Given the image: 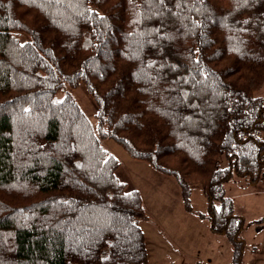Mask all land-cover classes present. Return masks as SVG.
<instances>
[{
	"label": "trees",
	"instance_id": "1",
	"mask_svg": "<svg viewBox=\"0 0 264 264\" xmlns=\"http://www.w3.org/2000/svg\"><path fill=\"white\" fill-rule=\"evenodd\" d=\"M262 87L264 0H0V264H150L104 138L173 177L242 264L224 185L264 179Z\"/></svg>",
	"mask_w": 264,
	"mask_h": 264
},
{
	"label": "rangeland",
	"instance_id": "2",
	"mask_svg": "<svg viewBox=\"0 0 264 264\" xmlns=\"http://www.w3.org/2000/svg\"><path fill=\"white\" fill-rule=\"evenodd\" d=\"M71 92L95 125L96 107L84 87L79 86ZM255 94L264 96V87ZM58 97L61 95L58 94ZM101 143L121 162L116 171L117 177L126 181L130 188L140 190L148 217L140 225L145 234L151 264H188L191 261L190 264H193L195 260L219 264L217 261H222L227 247L232 249L230 241L224 235L211 232L208 219L185 211L180 188L174 178L154 170L142 160L132 158L110 138L102 139ZM225 164V158L221 157L220 165ZM225 188L226 195L234 201V212L242 213L247 223L242 231L247 261H242V264H251L255 258L264 259V179L252 185L248 177H239L225 183ZM192 189L191 204L194 211L205 213L207 198L202 186L195 184ZM257 228L262 230L260 235H256ZM213 240H222L226 245L214 249L211 244Z\"/></svg>",
	"mask_w": 264,
	"mask_h": 264
},
{
	"label": "crops",
	"instance_id": "3",
	"mask_svg": "<svg viewBox=\"0 0 264 264\" xmlns=\"http://www.w3.org/2000/svg\"><path fill=\"white\" fill-rule=\"evenodd\" d=\"M230 182V181H229ZM229 182H227V183H229ZM226 183V184H227ZM250 184V183H249ZM247 185V184H246ZM252 185H255V184H252ZM241 187H243V185L241 186ZM224 188H225V185H224ZM140 191V190H139ZM225 193H226V188H225ZM228 197H230L229 195H227ZM231 198V197H230ZM232 199V198H231ZM248 200V199H247ZM232 201H233V199H232ZM262 203H264V202H262ZM233 208H234V201H233ZM262 208H264V205H262ZM236 214H239V215H241V216H243L244 217V215H242V213L240 214V213H236ZM245 218V217H244ZM261 228H257L256 229V235H260L261 234V232H262V230H260ZM212 245H213V247H214V249H216V248H220V247H222L223 245H226L225 244V242L224 241H222V240H213L212 241V243H211ZM147 252H148V250H147ZM216 252H217V250H216ZM232 253H233V248L232 249H230V248H228L227 247V251H226V253L224 254V256H222L221 258V260L222 261H217L219 264H229L230 262H231V259H232ZM253 253V252H252ZM247 254H246V252H245V254H244V259H243V262H246L247 260H246V256ZM251 255H253V254H251ZM165 257H167V256H165ZM148 258H149V253H148ZM218 260H220V259H218ZM196 261H198V260H195V262ZM149 262H150V260H149ZM188 262V261H187ZM192 262V261H191ZM191 262H188V264H190ZM150 264H151V262H150ZM156 264H158V263H156ZM251 264H264V259H260V258H255V259H253L252 260V263Z\"/></svg>",
	"mask_w": 264,
	"mask_h": 264
}]
</instances>
